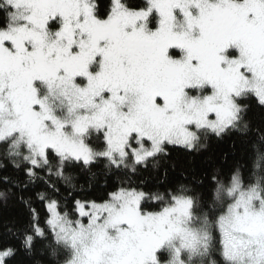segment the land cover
<instances>
[{"label":"snow or ice","instance_id":"1","mask_svg":"<svg viewBox=\"0 0 264 264\" xmlns=\"http://www.w3.org/2000/svg\"><path fill=\"white\" fill-rule=\"evenodd\" d=\"M234 132L246 167L141 176ZM9 205L0 264H264V0H0Z\"/></svg>","mask_w":264,"mask_h":264},{"label":"trees","instance_id":"2","mask_svg":"<svg viewBox=\"0 0 264 264\" xmlns=\"http://www.w3.org/2000/svg\"><path fill=\"white\" fill-rule=\"evenodd\" d=\"M252 110L249 112V117L253 120V123H259L260 109L252 101ZM235 144V148L233 145ZM171 155L168 158V163L161 162V166L158 169H153L149 165L147 170L141 173L142 178L147 181L148 187L153 190L159 189L163 191L165 187L176 181L186 182L185 177L192 179L193 175H201L205 170L212 171L215 168H223L228 170L239 164L242 168L246 167L249 163V152L244 151V146L241 144V136L238 133H232L226 135L223 138H217L211 136L208 139L207 147L199 151L189 152L180 148H171ZM227 158L225 159V157ZM171 162H175L177 167L173 171L170 167ZM103 166V162L96 164L92 167V172L100 173ZM168 169V176H164V169ZM73 171L77 180L76 183L84 185L83 190L78 189L77 198H84L89 200H96L98 197L104 195L106 189L104 187L103 178L100 177L98 182L88 185L86 183L89 173L79 169L70 170ZM183 171V175L181 174ZM15 207L9 205L6 208L0 209V212L8 218L15 213ZM12 264H30L27 257L21 253L16 257Z\"/></svg>","mask_w":264,"mask_h":264}]
</instances>
